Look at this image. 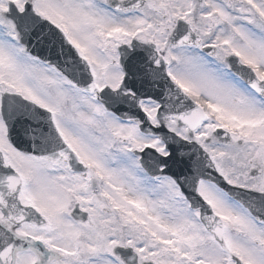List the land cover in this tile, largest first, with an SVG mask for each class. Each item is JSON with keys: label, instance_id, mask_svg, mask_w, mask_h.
<instances>
[{"label": "snow or ice", "instance_id": "obj_1", "mask_svg": "<svg viewBox=\"0 0 264 264\" xmlns=\"http://www.w3.org/2000/svg\"><path fill=\"white\" fill-rule=\"evenodd\" d=\"M0 264H264V0H0Z\"/></svg>", "mask_w": 264, "mask_h": 264}]
</instances>
